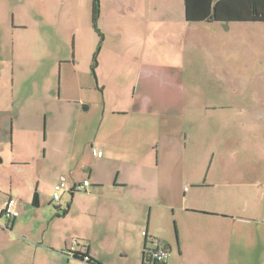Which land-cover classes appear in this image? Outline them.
I'll return each instance as SVG.
<instances>
[{
  "label": "crops",
  "instance_id": "0c3cea01",
  "mask_svg": "<svg viewBox=\"0 0 264 264\" xmlns=\"http://www.w3.org/2000/svg\"><path fill=\"white\" fill-rule=\"evenodd\" d=\"M58 1L61 7L63 1ZM118 2H100L101 12L94 27L98 33L101 32L103 40L107 39L109 29L108 24L102 27V17L105 7L110 6V12L116 11L113 23L118 24L117 29L110 32H122L125 28L133 27L138 28L140 36L144 37L141 51L140 41H137L138 62L143 64L147 49L154 45L146 39L156 42L166 39L162 63L165 68L178 69V73L181 71L185 77L183 83L161 87L142 84L141 91L148 93L142 102H136L135 94L129 98L131 101L122 96L117 100V105L127 104V109H112L111 114L123 118L124 123L117 126L115 133L105 140L115 141L125 151L117 152L107 144L105 151L91 143L92 153L93 148H96L103 156L99 158L92 154L91 163L86 161L85 154L77 157L75 166L63 170L61 180L67 183L69 189L86 180L90 186L87 191L62 192L61 207L62 199L70 192L71 202L67 209L72 211L76 208L86 216L102 214L108 221L109 231L120 232L129 247L132 232L136 229L142 231V238L137 243L142 253V264L145 247L168 248L170 257L167 264H264V39H232L223 35V30L232 32L233 26L243 24L239 22H189L185 0H142L129 12L132 15L135 12L141 22L132 23L126 22L128 20L125 18L120 21L128 11ZM39 14L41 20H46V10L43 12L40 8ZM72 15L75 13L69 12L65 17L72 19ZM19 28L28 31L30 25L22 24ZM136 32L134 30L130 35L135 37ZM70 34L66 32L65 36ZM43 36L46 35L37 39H30L29 36L28 44H43L40 40ZM135 45L136 40L132 39L129 46L134 51ZM13 46L9 54L6 49L0 56L3 69L13 71L14 64L4 60L21 56L14 41ZM100 52L95 57L94 65L99 86L106 92L109 84L103 82L102 75L115 73L116 66L113 68L106 58H99ZM255 52L259 53L263 66L260 72L253 69L255 55L252 57V53ZM155 64L158 67L155 62L148 66L156 69ZM138 70L135 69L131 75H135ZM125 72L124 66L120 73ZM172 72L175 73L173 69ZM8 84L9 81L2 86ZM139 84L140 80L138 87ZM116 85L115 92H124L122 83ZM5 92L6 89L0 88V96ZM155 92H164L173 100L167 96L164 99L162 96L156 97ZM179 93H192L193 99L181 100ZM50 95V87H46L44 100L48 107L58 106ZM207 109L213 110L211 115ZM188 112H192L193 116L188 117ZM43 113L48 121V115ZM22 117L21 107L17 115L13 103L0 105V131L14 127V118L21 120ZM123 129H126L125 133ZM145 132L149 137L162 140L158 142V155L161 151L185 150L191 156H197L196 163L190 160L185 167L186 171L191 170L193 174L190 176L184 172L182 179L178 180L183 184L180 192L172 186V178L175 172L178 173L180 164L147 167L136 162L123 166L118 162L140 155V148L147 140ZM5 138L0 135L1 148L5 145ZM13 141L14 135L11 150H14ZM45 151L43 154L47 156ZM74 157L73 152L71 161ZM144 173L148 177L140 179ZM39 187H36L34 195L36 192L40 194ZM10 197L18 201L20 213L16 220L8 222L15 229L22 209L19 200L12 195L5 202ZM158 201L174 210L177 242L167 238L166 234L154 232L153 213ZM142 205H150L151 208L147 224H142ZM1 220L7 221L4 218ZM156 241L157 244L151 247ZM77 250L105 264L96 258L92 245L83 246L78 242Z\"/></svg>",
  "mask_w": 264,
  "mask_h": 264
},
{
  "label": "rangeland",
  "instance_id": "374dc122",
  "mask_svg": "<svg viewBox=\"0 0 264 264\" xmlns=\"http://www.w3.org/2000/svg\"><path fill=\"white\" fill-rule=\"evenodd\" d=\"M62 1L59 7L58 0H0V38H4L0 39V56L6 49L8 54L11 52L13 41L21 55L17 59L4 60L14 64L13 71L3 69V65H0V88L6 89L0 96V105L13 103L15 113L18 115L21 107L23 115L21 120L14 118V127L0 131V135L6 137L3 140L5 145L2 148L0 146V210L11 195L19 200L22 209L15 229L11 228L8 221H0V264H84L70 254L75 240L83 246L92 245L96 258L105 264H142V253L137 248L142 231L136 229L132 232L129 247L120 232L109 231L108 221L102 214L86 216L74 208L64 216L71 202V194L67 192V196L62 199L63 208L59 212L52 203L54 189L62 180L63 170L76 165L77 157L85 154L84 158L91 163V143L105 151L108 147H114L117 152L125 151L115 141L105 140L115 133L117 126L124 123L123 118L111 114L112 109H127V104L117 105L121 96L129 99L135 94L136 102H142L148 94L141 91L142 84L161 87L183 83L185 75L181 71L178 73L176 68H165L162 63L166 39H158L157 42L146 39L154 45L147 49L148 54L142 64L137 61L136 53L139 49L137 41H140L141 51L144 37L140 36L138 28H125L122 32L112 33L118 27L116 22L113 23L116 11L110 12V6H106L101 25L105 28L108 24L109 30L104 41L101 32L98 33L93 24L95 0ZM107 1L112 3L114 0ZM118 3L127 7L128 11L120 21L124 18L129 23L140 21L135 12L133 15L129 12L142 0H121ZM40 8L43 12L46 10V20H41ZM69 12L75 13L72 19L65 17ZM132 17L135 19L132 20ZM22 24L30 25V29L21 31L19 27ZM233 28L232 32L223 30V35L232 39H264V23H243ZM134 30L137 31L136 36L132 37L130 32ZM66 32H71L70 36H65ZM44 34L46 36L40 39L43 44H28L29 36L30 39H37ZM132 39L136 40L135 51L129 46ZM99 52V58H106L113 68L116 66L115 73L102 75L103 82L109 84L106 92L101 90L98 74L96 69L93 70ZM254 55L253 69L260 72L263 69L260 55L258 52L252 53V57ZM121 61L123 65L119 66ZM151 62L157 63L158 67L156 64V69L148 66ZM124 66L126 72L120 73ZM135 69L139 70L131 75ZM7 81L9 84L2 86ZM118 83L125 86L124 92H115ZM46 87H50V96L58 106L48 107L44 100ZM154 95L162 96L163 99L167 96L173 100L164 92H155ZM179 95L181 100L193 99L192 93ZM207 111H210L209 115L213 112ZM43 112L48 115V121ZM187 115L192 117L193 113L188 112ZM125 132L126 129H123ZM13 135L14 150H11ZM158 142L162 140L148 135L138 157L118 162L123 166L136 162L147 167L180 164L178 173L175 172L172 178L173 188L180 192L183 184L178 180L182 179L184 172L190 176L193 174L191 170L186 171L185 167L190 160L196 163L197 156H191L185 150L161 151L158 155ZM44 150L47 156L43 154ZM73 152L75 157L71 161ZM28 163L31 165L28 166ZM145 174H141L140 179L148 177ZM38 186L40 207L33 204ZM150 211V205H142V224H147ZM173 213L172 207L158 201L157 207H154L152 224L156 234H166L167 238L177 242ZM157 242L150 246H155Z\"/></svg>",
  "mask_w": 264,
  "mask_h": 264
},
{
  "label": "trees",
  "instance_id": "16d2710c",
  "mask_svg": "<svg viewBox=\"0 0 264 264\" xmlns=\"http://www.w3.org/2000/svg\"><path fill=\"white\" fill-rule=\"evenodd\" d=\"M185 5L186 18L189 22H208L213 24L264 22V0H185ZM99 11L100 0H95L93 5V22L95 26H97ZM95 69L96 67L94 65L93 70L95 71ZM33 204L36 207H40L38 192L34 195ZM53 204L59 212L62 210L61 205H56L54 201ZM68 211L69 209H66L63 215H66ZM16 219L8 222H12ZM155 249L157 248L149 249L145 247L143 264H152L149 259V253ZM70 254L74 258L87 261L90 264H101L88 254H80L79 251L73 252L70 250ZM86 258L88 259L86 260ZM165 264H167V262Z\"/></svg>",
  "mask_w": 264,
  "mask_h": 264
},
{
  "label": "built area",
  "instance_id": "2783aa9c",
  "mask_svg": "<svg viewBox=\"0 0 264 264\" xmlns=\"http://www.w3.org/2000/svg\"><path fill=\"white\" fill-rule=\"evenodd\" d=\"M93 154L99 158L103 156L102 152L96 148H93ZM90 186L89 181H84L80 184L75 185L72 189H69L66 182L61 181L58 185L55 186L54 194H53V201L56 205H61L60 199L62 192L66 190H73V191H87L88 187ZM18 201L10 197L8 201L5 203L4 207L0 210V219L4 218L7 221L16 219L19 217L20 213L17 208ZM146 235V233H143ZM78 242L75 240L72 243L71 251L77 252ZM170 257V251L167 248H157L149 253V259L151 260L152 264H165ZM88 258H86L87 260Z\"/></svg>",
  "mask_w": 264,
  "mask_h": 264
}]
</instances>
